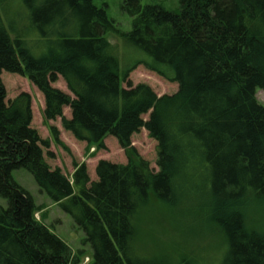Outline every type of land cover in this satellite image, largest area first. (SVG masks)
I'll return each mask as SVG.
<instances>
[{
  "label": "trees",
  "instance_id": "1",
  "mask_svg": "<svg viewBox=\"0 0 264 264\" xmlns=\"http://www.w3.org/2000/svg\"><path fill=\"white\" fill-rule=\"evenodd\" d=\"M15 2L19 11L28 9L24 29L1 17L2 7ZM121 7L133 17L126 33L93 0H0V75L24 76L41 92L42 122L55 144L68 150L49 124L60 118L86 151L106 149L104 139L113 136L127 157L125 164L98 160L95 180L84 163L73 162L71 178L52 168L44 154L54 156L50 142L31 126L30 95L6 99L0 77V198L6 202L0 264H80L84 255L35 218L45 206L14 180L15 168L27 169L40 191L71 215L93 250L89 264L204 261L134 247L133 218L150 195L221 233L219 264H264V231L247 228L244 219L250 204L264 203V106L255 94L264 91V0H180L178 12L141 0H123ZM108 32L147 59L121 69ZM32 33L41 55L26 40ZM137 64L176 82V92L158 96L128 81L123 87ZM59 76L72 95L53 86ZM141 128L157 142L156 172L132 145Z\"/></svg>",
  "mask_w": 264,
  "mask_h": 264
},
{
  "label": "rangeland",
  "instance_id": "2",
  "mask_svg": "<svg viewBox=\"0 0 264 264\" xmlns=\"http://www.w3.org/2000/svg\"><path fill=\"white\" fill-rule=\"evenodd\" d=\"M123 0H93L98 7H104L108 19L114 21L116 28L120 32H128L132 27L133 17L125 12L121 5ZM158 4L166 10L178 12L180 10V0H141V5ZM18 2L8 3L2 7L1 13L3 21L8 25L7 20L18 28H25L29 23L28 9L19 11ZM9 31V29H8ZM107 40L116 48L120 68L132 65L137 60L147 59V55L141 50L132 46L124 45L123 39L117 33H106ZM39 35L32 33L26 37L32 52L35 55H41L44 48L39 47ZM1 80L5 87L6 99H13L19 93L26 92L31 97L32 121L31 126L36 128L41 138L48 139L50 142L49 151L53 157L44 154L47 162L52 168L59 167L67 176H71L73 162L77 164L84 163L87 167L90 180H95V165L100 159H107L111 162L125 164L127 157L124 150L119 146L113 136H107L104 139L106 149L97 150L93 145L86 151L87 144L84 141L76 140L70 132L64 130L60 124V118L49 121L59 130V139L68 147L65 150L53 141L52 134L48 127L43 124V106L44 98L36 86L24 76L15 73L2 71ZM127 81L133 86L143 83L148 85L156 95H171L177 90V83L170 81L156 72L147 69L143 64H137L129 73L127 80L122 83L126 87ZM53 86L72 95L67 89L62 77L53 83ZM256 98L264 106V91L256 89ZM66 117H70L69 107L63 108ZM148 113L143 116L146 119ZM131 142L137 154L143 160L149 163L153 171L158 170L157 160V142L149 136L148 132L141 128L137 133L131 136ZM14 180L26 189L32 196L36 205H44L45 210L37 212L35 218L47 226L49 230L64 241L73 253L81 250L84 254L81 257L80 264H89L93 259V250L88 243H82L84 233L77 228L70 214L53 202L48 195L40 191L32 174L25 168H15L12 171ZM71 178V177H70ZM5 200L0 198V204L5 205ZM178 210L154 198L152 195L148 198L145 205L140 206L136 211L133 223L135 225L133 245L144 254H163L168 257L177 258L183 254L197 255L198 260L204 258L203 262L198 264H219L221 256L224 253V237L221 233L211 230L199 217L193 218L184 216ZM245 225L249 229L264 231V203L253 202L244 211ZM203 256V257H202ZM212 258V260H210ZM210 261V262H209Z\"/></svg>",
  "mask_w": 264,
  "mask_h": 264
}]
</instances>
